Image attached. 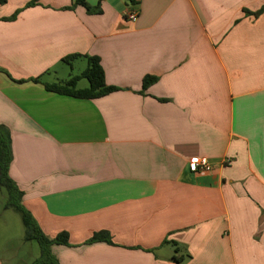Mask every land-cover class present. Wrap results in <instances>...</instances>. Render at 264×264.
I'll use <instances>...</instances> for the list:
<instances>
[{
  "label": "crops",
  "instance_id": "0c3cea01",
  "mask_svg": "<svg viewBox=\"0 0 264 264\" xmlns=\"http://www.w3.org/2000/svg\"><path fill=\"white\" fill-rule=\"evenodd\" d=\"M86 3L0 0L9 176L48 238L69 235L56 262L264 264V0ZM87 57L116 91L47 90ZM199 158L213 171L192 172Z\"/></svg>",
  "mask_w": 264,
  "mask_h": 264
},
{
  "label": "trees",
  "instance_id": "16d2710c",
  "mask_svg": "<svg viewBox=\"0 0 264 264\" xmlns=\"http://www.w3.org/2000/svg\"><path fill=\"white\" fill-rule=\"evenodd\" d=\"M76 4L82 5L89 11L92 10L86 3V0H76ZM77 57L79 56H71L64 61L70 64ZM87 59L88 67L81 75L72 77L65 84L47 85V90L84 100H95L116 91V88L106 85L105 74L100 59L98 57H87ZM82 79H86L89 86L85 89H78L77 83ZM34 81L38 82L39 79H35ZM155 81L154 77H147L143 81V86L146 88ZM12 158L10 132L5 126L0 125V196L6 200L5 209H11L19 214L25 229V241L35 242L40 247V257L33 264H58L52 255V247L60 245L68 246L70 237L67 233H61L54 239L48 238L39 228L31 213L25 209L22 203L24 193L9 176ZM108 239L109 235L101 232L95 234L90 242L108 241Z\"/></svg>",
  "mask_w": 264,
  "mask_h": 264
},
{
  "label": "rangeland",
  "instance_id": "374dc122",
  "mask_svg": "<svg viewBox=\"0 0 264 264\" xmlns=\"http://www.w3.org/2000/svg\"><path fill=\"white\" fill-rule=\"evenodd\" d=\"M80 69L77 67L74 74L81 73ZM81 81L88 85L86 79ZM4 199L0 196V221L10 226L9 231L12 237L9 242L10 245L5 249L9 255L7 264H33L40 257V247L35 242L24 241L25 229L21 225L20 216L15 211L3 207Z\"/></svg>",
  "mask_w": 264,
  "mask_h": 264
},
{
  "label": "built area",
  "instance_id": "2783aa9c",
  "mask_svg": "<svg viewBox=\"0 0 264 264\" xmlns=\"http://www.w3.org/2000/svg\"><path fill=\"white\" fill-rule=\"evenodd\" d=\"M124 16L131 21H136L137 19V14L133 12H126L124 13ZM226 162L227 164L229 163L228 160ZM190 169L192 172H196V173L199 172L209 173L213 171V167L211 166L207 158H199L192 160L190 162Z\"/></svg>",
  "mask_w": 264,
  "mask_h": 264
}]
</instances>
